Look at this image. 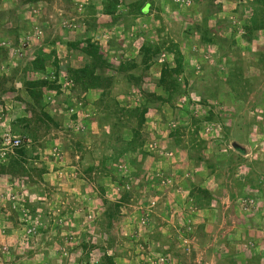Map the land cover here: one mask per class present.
<instances>
[{"label":"rangeland","instance_id":"374dc122","mask_svg":"<svg viewBox=\"0 0 264 264\" xmlns=\"http://www.w3.org/2000/svg\"><path fill=\"white\" fill-rule=\"evenodd\" d=\"M118 1L110 16V0H0V135L29 139L24 169L0 174V264H102L107 203L126 192L111 233L152 238L147 251L123 241L117 264H143L146 252L161 259L148 264H264V30H246L255 0H148L145 15L130 14L139 0ZM89 39L110 64L96 74L113 78L111 96L71 72L92 62ZM44 51L59 63L53 55L35 72ZM178 56L171 97L160 75ZM121 61L137 65L125 72ZM231 75L244 89L230 87ZM33 80L58 89L42 87L38 104L25 84ZM143 106V125L122 111ZM32 107L55 121L37 140L16 123ZM138 127L140 143L116 168ZM2 142L8 163L15 150Z\"/></svg>","mask_w":264,"mask_h":264},{"label":"trees","instance_id":"16d2710c","mask_svg":"<svg viewBox=\"0 0 264 264\" xmlns=\"http://www.w3.org/2000/svg\"><path fill=\"white\" fill-rule=\"evenodd\" d=\"M251 4L254 5V9H253L254 15H252V18H251V24L249 26H247V28H246L249 35L250 34L252 35L259 30H264V0H255L254 2H251ZM106 5H105L106 7L104 8V10H106L105 15L107 14V15L113 16L114 13L116 12L118 6L120 5V2L118 0H110V2L107 3ZM148 5H149L148 0H139L138 3L136 2V3H134V5H132V7H134L136 9V12H131L130 14H132V15H145L144 14L145 9H146V7H148ZM241 5L244 6V3H242ZM130 7H131V5H130ZM88 42H89L88 46L85 47L83 49V51L85 52L86 55L91 57L92 62L85 65L84 67L73 69V70H71V72L73 73L76 82L81 80L82 82H85V84L86 83L94 84L96 87H99V89H102L104 94L111 96L112 93H109V92H112L114 90V88L111 89L110 81L113 78L112 77L103 78V77L99 76L98 74H96V70L99 67L100 68L101 67H109L110 64H108L107 61L104 59V57H102V55L100 54L99 48L96 47L93 43H91V39H89ZM153 44L154 43L151 41L150 45L152 46ZM148 45H149L148 42L143 43L139 49V52H140L139 54H140V56H142L145 59V63L151 62L153 55H154V52L151 50L152 48ZM77 46H80V42L69 44V48H71V47L77 48ZM159 50L160 49H158V51H156V52H159ZM53 55H54V64L56 67L59 63V56L57 57L55 52L52 53V55H51V54L47 53L46 51H44V52H41L40 55H38L34 60L31 61L32 69L35 72H44L45 68H46L47 60L50 59ZM179 59H181V58L178 56L176 59V61H177V67L176 68H171V66L169 64L165 63L162 67V70H161L160 82L162 85L166 86V89H167L166 92L171 97L174 94L178 93V90H177V89H179L178 88V86H179L178 76L183 72L182 63L179 61ZM136 65L137 64L133 63V62L121 61L120 69H122V70L125 69V72H127L128 68H135ZM56 75H57V73H56ZM231 76H232V78H230L228 81L230 84V87L235 92L237 90L239 91L241 89H244L243 84L241 85L240 83L234 81L235 80L234 78H236V76L235 75H231ZM130 78H132V76H130ZM25 84L28 87L29 96L34 101H36L38 104H41V102L39 100L42 97V92H41L42 87L48 86V88L50 90L58 89V87L56 86V84L54 82L50 83L47 80L27 81V82H25ZM160 99H163V98H160ZM122 111L127 112V114L130 113L131 118L139 117V125L140 124L143 125L145 123V116L148 113V109L145 106H143V108L142 107L136 108L134 111V114L129 112V111H126V110H122ZM31 114L33 117H30L27 119H20L16 123L23 124L21 131L26 133L28 130L29 132H31L30 137L33 140H37L38 139V133L37 132L40 131L44 127L46 128L47 132H50L51 126H52V124H55V121L45 111H41L40 113H37L33 107H32ZM123 114L126 115L125 113H123ZM15 131H16V129L14 130V132ZM139 136H140V128L139 129L136 128L134 131L132 140L128 141L126 143V146H125V148H123L121 153H116L113 156L112 159L114 160V162L116 164V165H114L115 167L117 165L119 166V160L122 158V156L127 155V154H132L131 153L132 151L135 152L136 149H133V146H134L133 144L138 143V141L140 143L141 140L138 138ZM28 141H29V139L27 138V140H25V142L22 144V146L20 148H15L12 150V151L15 150L12 154H8V159H9L8 163H3L2 160H0V174H6L7 172H11V173L19 172V171H22L24 169L23 164L25 163L26 158L29 154V152L26 148V146L28 145ZM101 168L104 170L105 165L103 164ZM112 169H114V167H112ZM91 171H92V167H90L88 169V172H91ZM249 178H250V181L254 180L251 177V175L249 176ZM258 182H260V185H261L262 182H264V178L258 179ZM2 192H4V191L2 190ZM131 196H132L131 193L126 192L125 195L116 203H107L109 206L107 208V211L105 212V216L107 218V225H106L105 231L108 233V239H107L105 244H106V247L108 246V249H106V247H103V246H101L99 248L103 252L102 256L100 257L102 264H117L116 260L118 259L119 254L116 252V248H117V246L122 247L121 245H123L122 244L123 241L124 242L128 241V243H131V242L134 243L135 246L132 248L135 251L139 247L141 249L147 251V245H142V243H144L143 241H145V242H147V240L150 241V238H152V237H149L147 235V234L151 235L150 230H148V233H146V232L144 233L143 237H145V238L140 239L142 241L140 243V245H139V239L137 238L139 236L140 232L134 231L133 233H131V236H127L124 238H121L115 234L113 235L111 233L112 232L111 230L114 231L113 225L115 223L119 222L120 216L122 214V212L120 211L122 204H124ZM104 202H105V200H104ZM7 218L9 220V216ZM144 219H146V218H144ZM31 220H34V219H31ZM146 220H147V223L143 221L144 225L146 226V228H149V225H150V222L148 221L149 219H146ZM2 222H4V221H2ZM31 230L35 231L33 229H31ZM146 237L148 238L147 240H146ZM81 248L87 249L85 244ZM93 248H95V245H93V246L91 245L90 248L86 251L87 252L86 257L89 258L90 250H92ZM153 255L154 254H152V253L146 252L144 254V257H142V259L144 258L142 263L148 264L149 259H151V258H152V263L161 260L160 258H153ZM90 259L88 261H90Z\"/></svg>","mask_w":264,"mask_h":264},{"label":"built area","instance_id":"2783aa9c","mask_svg":"<svg viewBox=\"0 0 264 264\" xmlns=\"http://www.w3.org/2000/svg\"><path fill=\"white\" fill-rule=\"evenodd\" d=\"M0 139L3 141L1 144L3 147H8V149L20 148L25 142L22 136L16 135L10 129H7L0 135Z\"/></svg>","mask_w":264,"mask_h":264},{"label":"clouds","instance_id":"9594fccd","mask_svg":"<svg viewBox=\"0 0 264 264\" xmlns=\"http://www.w3.org/2000/svg\"><path fill=\"white\" fill-rule=\"evenodd\" d=\"M142 261L144 260V258L143 259H141Z\"/></svg>","mask_w":264,"mask_h":264},{"label":"water","instance_id":"95a60500","mask_svg":"<svg viewBox=\"0 0 264 264\" xmlns=\"http://www.w3.org/2000/svg\"><path fill=\"white\" fill-rule=\"evenodd\" d=\"M146 10V9H145Z\"/></svg>","mask_w":264,"mask_h":264}]
</instances>
